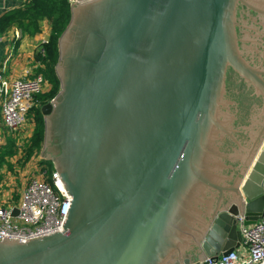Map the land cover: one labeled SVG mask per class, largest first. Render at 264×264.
<instances>
[{"label":"water","instance_id":"1","mask_svg":"<svg viewBox=\"0 0 264 264\" xmlns=\"http://www.w3.org/2000/svg\"><path fill=\"white\" fill-rule=\"evenodd\" d=\"M57 50L39 157L70 206L61 232L0 240V264L238 247V216L264 213V0H72Z\"/></svg>","mask_w":264,"mask_h":264},{"label":"built area","instance_id":"2","mask_svg":"<svg viewBox=\"0 0 264 264\" xmlns=\"http://www.w3.org/2000/svg\"><path fill=\"white\" fill-rule=\"evenodd\" d=\"M45 83L41 74L30 77L27 71L21 77L7 78L0 71L1 118L7 130L22 129L36 104L34 95ZM69 206L70 196L57 172L42 165L25 181L15 203L0 205V240L26 241L61 232ZM14 207L17 214L12 216ZM242 221L238 216V247L216 258L208 256L198 264H264V213L253 224L244 225Z\"/></svg>","mask_w":264,"mask_h":264},{"label":"trees","instance_id":"3","mask_svg":"<svg viewBox=\"0 0 264 264\" xmlns=\"http://www.w3.org/2000/svg\"><path fill=\"white\" fill-rule=\"evenodd\" d=\"M69 17V0H26L22 6L9 10L0 17V31L15 25L21 30L32 34L39 30V21L43 18H46L51 25L48 40L40 46L43 51L39 50L35 54V59L39 63L36 73L43 76L48 88L34 95L36 104L29 113L33 115L34 127L21 146L15 143L13 136L6 135V141L0 147V165L5 162V155H13L17 147L21 148L22 164L39 154L43 139V120L40 106L48 102L59 88V82L54 72V65L58 57L57 39L64 30ZM41 161L48 171L53 169L50 161L42 159ZM17 198L15 195V201Z\"/></svg>","mask_w":264,"mask_h":264},{"label":"crops","instance_id":"4","mask_svg":"<svg viewBox=\"0 0 264 264\" xmlns=\"http://www.w3.org/2000/svg\"><path fill=\"white\" fill-rule=\"evenodd\" d=\"M25 1L26 0H0V17L5 12L22 6ZM50 31L51 25L46 18L39 21V30L32 34L21 30L15 25H11L5 30L0 31V71H2L7 78L21 77L27 71L30 77L38 74L36 73V68L39 66V63L35 59V54L40 50L41 44L48 40ZM46 86L47 82L44 88ZM1 134L3 138L6 135L12 136L2 122L0 100V135ZM4 143L5 141H0V147ZM22 159L21 148L17 147L13 155H5V162L0 165V173L6 171L12 173L7 175L8 183H2L5 179L3 173L0 174L1 206L17 201H15L14 196L16 195L18 197L19 192L25 184V182L21 183L18 176H25V180H27L37 168L44 165L41 163L42 161L39 155L31 157L23 164ZM4 187L6 188L5 191L2 189Z\"/></svg>","mask_w":264,"mask_h":264},{"label":"rangeland","instance_id":"5","mask_svg":"<svg viewBox=\"0 0 264 264\" xmlns=\"http://www.w3.org/2000/svg\"><path fill=\"white\" fill-rule=\"evenodd\" d=\"M48 88V86H46L45 88H44V86H43V90L44 89H47ZM32 127H34V119H33V115H32V113L31 114H29L28 115V118H27V121H26V123H25V125L22 127V129H18V130H16V131H9L8 130V132H9V134H11L12 136H14V138H15V143H17L18 145H20L21 146V144H23V141H25V139L27 138V137H29V135H30V132H31V130H32ZM7 132V131H6ZM5 132V133H6ZM4 135H6V134H4ZM5 138V139H4ZM4 138H3V136H2V134L0 135V141L2 142V141H6V136H4ZM4 139V140H3ZM39 155V154H38ZM1 173H3V175H4V182H2V183H8V176L7 175H9V174H12V173H9V172H1ZM0 173V174H1ZM17 177V176H16ZM20 179V181H21V183H23V182H25L26 180H25V176H18ZM25 180V181H24ZM2 189H4V191H5V187L4 188H2Z\"/></svg>","mask_w":264,"mask_h":264}]
</instances>
